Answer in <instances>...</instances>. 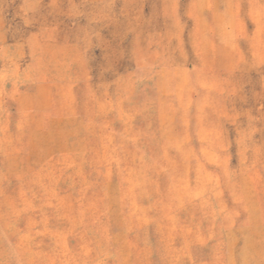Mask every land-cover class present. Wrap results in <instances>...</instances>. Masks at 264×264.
<instances>
[{"label": "rangeland", "instance_id": "obj_1", "mask_svg": "<svg viewBox=\"0 0 264 264\" xmlns=\"http://www.w3.org/2000/svg\"><path fill=\"white\" fill-rule=\"evenodd\" d=\"M0 264H264V0H0Z\"/></svg>", "mask_w": 264, "mask_h": 264}]
</instances>
